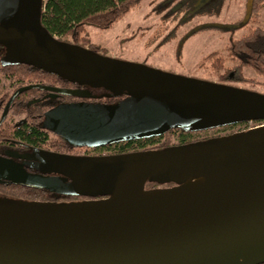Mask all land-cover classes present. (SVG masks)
<instances>
[{
  "label": "water",
  "instance_id": "1",
  "mask_svg": "<svg viewBox=\"0 0 264 264\" xmlns=\"http://www.w3.org/2000/svg\"><path fill=\"white\" fill-rule=\"evenodd\" d=\"M43 2L0 0L4 65H29L129 97L123 111L63 112L78 142L104 145L174 129L195 133L264 122V94L55 38L41 25ZM66 161L78 169L77 181L32 183L66 196L107 198L68 204L0 199V264L264 262V125L159 151ZM173 180L181 185L145 190L147 182Z\"/></svg>",
  "mask_w": 264,
  "mask_h": 264
},
{
  "label": "flooded vegetation",
  "instance_id": "2",
  "mask_svg": "<svg viewBox=\"0 0 264 264\" xmlns=\"http://www.w3.org/2000/svg\"><path fill=\"white\" fill-rule=\"evenodd\" d=\"M204 2L194 0V8ZM180 5L186 6V1L182 0ZM4 56L5 49L0 44V199L55 204L103 200L107 197L66 196L54 191L59 188L32 182L49 179L68 185L77 181L78 169L67 165L68 158L105 159L162 149L154 142L157 137L104 145L78 142L64 125L63 112L96 108L104 112L123 111L128 107L129 97L124 94L115 97L103 88L77 85L29 65H4ZM236 133L216 134L191 143ZM179 185L181 183L175 180L147 182L145 190Z\"/></svg>",
  "mask_w": 264,
  "mask_h": 264
},
{
  "label": "rangeland",
  "instance_id": "3",
  "mask_svg": "<svg viewBox=\"0 0 264 264\" xmlns=\"http://www.w3.org/2000/svg\"><path fill=\"white\" fill-rule=\"evenodd\" d=\"M185 1L186 6L181 7L182 0H142L111 28L87 27V35L92 44L102 48L100 54L104 56L179 76L219 83L211 74L209 62H205L203 67L201 64L215 52L226 57L230 40L244 35L245 29L233 35L229 31L244 20L246 0H217L212 8L199 10L194 8V0ZM261 17L256 25L264 29V11ZM62 41L73 42L66 38ZM244 76L256 83L228 84L264 94V78L250 69L244 70ZM258 125H264V122L195 132L188 137L190 140L207 138L216 134L246 131ZM163 136L156 138L158 142L163 141ZM170 141L176 144L177 136L170 138Z\"/></svg>",
  "mask_w": 264,
  "mask_h": 264
},
{
  "label": "trees",
  "instance_id": "4",
  "mask_svg": "<svg viewBox=\"0 0 264 264\" xmlns=\"http://www.w3.org/2000/svg\"><path fill=\"white\" fill-rule=\"evenodd\" d=\"M142 0H46L43 2L41 25L55 38L71 39L75 45L90 49L95 53L102 48L92 44L87 35V27L108 29L126 17ZM217 0H205L196 9H209ZM264 11V0H246L245 18L233 26L229 33L245 29L239 39L230 40L227 47V59L218 52L207 56L209 69L219 83L254 84L253 79L244 76V70L250 69L257 76L264 78V29L258 25ZM229 63V64H227ZM230 85V84H228ZM248 90V89H247ZM252 91V90H251ZM258 124L262 122H252ZM259 126V125H258ZM190 133L174 129L163 136L160 143L162 149L191 144ZM177 136L176 144H171L170 138ZM260 264H264L260 263Z\"/></svg>",
  "mask_w": 264,
  "mask_h": 264
},
{
  "label": "built area",
  "instance_id": "5",
  "mask_svg": "<svg viewBox=\"0 0 264 264\" xmlns=\"http://www.w3.org/2000/svg\"><path fill=\"white\" fill-rule=\"evenodd\" d=\"M260 126V125H259ZM259 126H257V127H259ZM262 126V125H261Z\"/></svg>",
  "mask_w": 264,
  "mask_h": 264
}]
</instances>
